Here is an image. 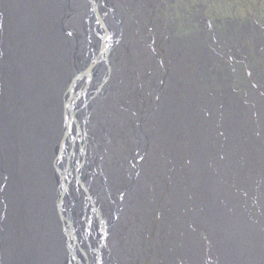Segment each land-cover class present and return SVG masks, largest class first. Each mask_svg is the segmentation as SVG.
<instances>
[{"label": "bare ground", "instance_id": "6f19581e", "mask_svg": "<svg viewBox=\"0 0 264 264\" xmlns=\"http://www.w3.org/2000/svg\"><path fill=\"white\" fill-rule=\"evenodd\" d=\"M161 2L0 0V264H264V23Z\"/></svg>", "mask_w": 264, "mask_h": 264}, {"label": "rangeland", "instance_id": "374dc122", "mask_svg": "<svg viewBox=\"0 0 264 264\" xmlns=\"http://www.w3.org/2000/svg\"><path fill=\"white\" fill-rule=\"evenodd\" d=\"M161 5H163V7L166 6L163 13L169 12V16L171 18L180 17L181 15L179 11H181L183 14L182 18L187 20L190 19L192 15H194L195 11H197V14H204L213 23H216V21H223L225 23L226 19L228 21H230L231 19H237L248 23L250 21L252 24L257 23L260 25L264 23V0H173V2L169 1V3H167V0H162ZM129 13L130 16L132 15L131 17H133V12L129 11ZM156 41L154 40L152 42V45H158L159 47H161L163 43H159ZM164 55L168 57L167 53H164ZM161 56L162 58H164V56L160 53L159 59H161ZM65 144L63 145L61 143L60 151L63 152L66 149L67 145ZM155 207L157 209L155 213L156 232L157 225L159 223L161 208L160 205H158L157 203L155 204ZM82 211L85 212V209H83ZM124 233L125 235L123 237V242L129 245L131 243L129 234L133 232L129 233L125 231ZM155 239L156 235L154 233V236L152 237V242H154V244L158 248ZM161 254L162 252H160V255Z\"/></svg>", "mask_w": 264, "mask_h": 264}, {"label": "flooded vegetation", "instance_id": "af4514ba", "mask_svg": "<svg viewBox=\"0 0 264 264\" xmlns=\"http://www.w3.org/2000/svg\"><path fill=\"white\" fill-rule=\"evenodd\" d=\"M150 200L153 201L152 198ZM151 226H152V231H151V236H150L149 240H150V243H151V247H154L158 251V248L156 247L154 242H152V237L154 236V233H155V235H156L155 241H156V244H157V240H158V237H159V226L157 225V231L156 232H155L156 225L154 226V223H151ZM133 238H134V235H133ZM158 257H160L159 251H158Z\"/></svg>", "mask_w": 264, "mask_h": 264}, {"label": "snow or ice", "instance_id": "6c2138e0", "mask_svg": "<svg viewBox=\"0 0 264 264\" xmlns=\"http://www.w3.org/2000/svg\"><path fill=\"white\" fill-rule=\"evenodd\" d=\"M69 35H71V33H69Z\"/></svg>", "mask_w": 264, "mask_h": 264}]
</instances>
